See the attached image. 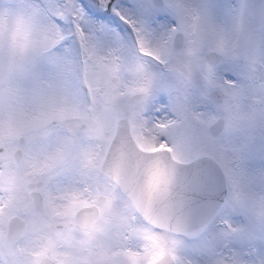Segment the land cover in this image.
Here are the masks:
<instances>
[{
	"label": "snow or ice",
	"instance_id": "snow-or-ice-1",
	"mask_svg": "<svg viewBox=\"0 0 264 264\" xmlns=\"http://www.w3.org/2000/svg\"><path fill=\"white\" fill-rule=\"evenodd\" d=\"M137 9L0 0V264H264V0Z\"/></svg>",
	"mask_w": 264,
	"mask_h": 264
},
{
	"label": "rangeland",
	"instance_id": "rangeland-1",
	"mask_svg": "<svg viewBox=\"0 0 264 264\" xmlns=\"http://www.w3.org/2000/svg\"><path fill=\"white\" fill-rule=\"evenodd\" d=\"M84 2L90 4L91 0H84ZM138 2H139V0H113V4H116L118 6L122 5L123 7L129 9L130 12H134V13L138 11V9H137ZM110 11L111 10H109V12ZM113 14H115V13L113 12ZM153 22H154V24H169V23H173L174 21H173V18L169 14L161 12V13L157 14V16L154 17ZM114 24L115 23L113 22L112 26L116 27V26H114ZM119 24L122 26L120 31H125L126 29H124V26L120 21H119Z\"/></svg>",
	"mask_w": 264,
	"mask_h": 264
},
{
	"label": "clouds",
	"instance_id": "clouds-1",
	"mask_svg": "<svg viewBox=\"0 0 264 264\" xmlns=\"http://www.w3.org/2000/svg\"><path fill=\"white\" fill-rule=\"evenodd\" d=\"M188 3L191 5V6H195V4L197 3V0H188ZM155 107H158L161 109V111L159 112V114L157 113H153V115H159V118L163 119L164 116H166L168 113L164 110V106L161 105L159 103V97L157 98V103L155 104ZM225 195H227V189L225 188Z\"/></svg>",
	"mask_w": 264,
	"mask_h": 264
}]
</instances>
